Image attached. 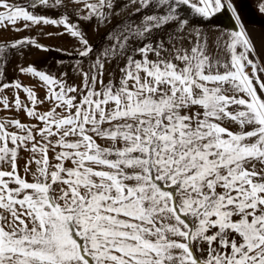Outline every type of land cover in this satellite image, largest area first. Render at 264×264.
Instances as JSON below:
<instances>
[{
	"label": "snow or ice",
	"instance_id": "6c2138e0",
	"mask_svg": "<svg viewBox=\"0 0 264 264\" xmlns=\"http://www.w3.org/2000/svg\"><path fill=\"white\" fill-rule=\"evenodd\" d=\"M262 77L233 0H0V264H264Z\"/></svg>",
	"mask_w": 264,
	"mask_h": 264
},
{
	"label": "rangeland",
	"instance_id": "374dc122",
	"mask_svg": "<svg viewBox=\"0 0 264 264\" xmlns=\"http://www.w3.org/2000/svg\"><path fill=\"white\" fill-rule=\"evenodd\" d=\"M14 2L24 3L25 0H14ZM260 0H233L236 8L239 11L241 22L244 24L248 34L251 36L252 41L256 46L257 52L260 54L261 59L264 60V13L258 9ZM234 25V20L231 13L227 10L217 14L208 27L212 29H231ZM48 28L46 31H52ZM27 32H22L20 35H27ZM4 37H12L15 34L12 32H5L2 34ZM41 43L48 45H64L67 46L70 41L67 38L60 39H42ZM55 56V53L49 54L47 57L42 53H34L33 59L37 62H50ZM264 78V77H262ZM0 115H7V113H0ZM23 119V115H21Z\"/></svg>",
	"mask_w": 264,
	"mask_h": 264
}]
</instances>
